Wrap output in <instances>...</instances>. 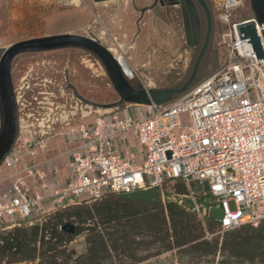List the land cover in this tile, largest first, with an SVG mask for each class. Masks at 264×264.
<instances>
[{
	"label": "built area",
	"instance_id": "obj_1",
	"mask_svg": "<svg viewBox=\"0 0 264 264\" xmlns=\"http://www.w3.org/2000/svg\"><path fill=\"white\" fill-rule=\"evenodd\" d=\"M244 2L222 3L220 18L229 25L227 60L182 98L164 105L126 104L90 124L67 125L61 133L64 174L47 157L45 141L15 142L0 167V231L42 225L62 209L109 193L164 194L177 181L203 186L211 203L197 201L192 192L191 211L206 227L215 205L223 214L215 221L218 234L264 222V60L239 26L255 22L260 37L264 27L255 18L233 22ZM169 198L182 205L188 196ZM214 236L206 229L204 239Z\"/></svg>",
	"mask_w": 264,
	"mask_h": 264
},
{
	"label": "rangeland",
	"instance_id": "obj_2",
	"mask_svg": "<svg viewBox=\"0 0 264 264\" xmlns=\"http://www.w3.org/2000/svg\"><path fill=\"white\" fill-rule=\"evenodd\" d=\"M207 1L214 19L213 35L198 81L192 87L219 71L228 57L224 35L229 25L220 18L225 0ZM152 5L153 0L97 3L93 0H0V48L63 34L90 37L110 49L134 86L144 85L159 91L180 87L190 78L200 54L198 47L202 44L195 48L188 46L183 17L177 7L159 5L142 17L140 10ZM251 18H255L251 1L245 0L241 9L234 12L233 22ZM67 73L70 83L83 97L100 104L119 100L103 64L84 50L19 55L12 63L18 104L16 142L39 139L46 144L50 140L60 145L61 133L67 125L90 124L98 115L108 112L86 106L76 99L66 88ZM61 173L64 174L65 169ZM179 184H184L188 190V198L184 200L192 202L193 192L197 201L205 199L207 205L211 203V198H204L201 185H193L190 191V183ZM176 185L169 183L164 187V194L169 197L177 194ZM230 207L236 208L233 202ZM222 216V211L212 205L211 219L220 221ZM5 232L8 231H0ZM210 232L215 236L209 241L223 238L216 230ZM69 246L83 250L85 235L74 237ZM221 259L220 255L197 258L178 254L175 250L151 257L142 264H219Z\"/></svg>",
	"mask_w": 264,
	"mask_h": 264
},
{
	"label": "trees",
	"instance_id": "obj_3",
	"mask_svg": "<svg viewBox=\"0 0 264 264\" xmlns=\"http://www.w3.org/2000/svg\"><path fill=\"white\" fill-rule=\"evenodd\" d=\"M177 181V195L188 193ZM192 202L180 205L160 189L131 194L109 193L96 202H82L51 215L42 225L22 226L0 233V264H142L151 257L177 250L193 257L221 256L219 264H264V222L241 226L223 238L204 239L206 227L191 211ZM75 226L76 234L60 230ZM85 235L86 247H70Z\"/></svg>",
	"mask_w": 264,
	"mask_h": 264
},
{
	"label": "water",
	"instance_id": "obj_4",
	"mask_svg": "<svg viewBox=\"0 0 264 264\" xmlns=\"http://www.w3.org/2000/svg\"><path fill=\"white\" fill-rule=\"evenodd\" d=\"M104 2L108 0H93ZM208 16L209 27L208 35L204 46L197 58L193 72L190 78L180 87L167 90L147 89L144 85L134 86L126 76L122 64L114 56L109 48L104 46L97 39L63 34L49 36L43 38H35L14 44L9 48H0V105H1V122L0 129V167L6 155L11 151L17 136L16 109L17 103L15 98V90L12 82L11 64L19 55L26 53H42L63 49H80L94 55L104 66L114 90L119 95L117 102L109 104H100L83 97L77 88L70 83L68 73L66 75L67 89L71 90L74 97L86 106L94 109L109 111L114 109H122L126 104H134L141 106L164 105L172 102V100L181 94L188 92L192 86L198 81L202 62L208 50L212 38L213 20L208 4L205 0H199ZM252 8L255 13V19L264 27V0H252ZM158 0L152 6H148L142 10L143 17L147 11L154 10ZM188 6H183L184 26L187 44L189 47L195 48L200 44V20L197 7L193 0H187ZM140 20L138 21L139 25ZM140 31V27H139ZM239 32L244 38L250 39L254 51L259 60H264V30L262 37L258 34L255 22L246 23L239 26ZM71 235L76 234L75 226L67 224L63 227Z\"/></svg>",
	"mask_w": 264,
	"mask_h": 264
},
{
	"label": "flooded vegetation",
	"instance_id": "obj_5",
	"mask_svg": "<svg viewBox=\"0 0 264 264\" xmlns=\"http://www.w3.org/2000/svg\"><path fill=\"white\" fill-rule=\"evenodd\" d=\"M193 1H194L195 5L197 7V10H198V15H199V20H200V31H201L200 45L202 44V47H203L204 43L206 41L207 35H208V27H209L208 16H207L206 11L204 10L202 4L199 2V0H193ZM205 1L208 4V1L207 0H205ZM250 1H251V4H252L253 3L252 0H250ZM154 3H155V0H153V4ZM159 5L162 6V7H164V6H167V7L173 6V7L179 8L180 11H181L182 17H183V22H184L183 6H186V7L188 6L187 0H158V3L156 5V7L159 6ZM208 6H209V4H208ZM209 9H210V6H209ZM210 12H211V9H210ZM211 15H212V12H211ZM212 20H213V29H214L213 15H212ZM212 35H213V31H212ZM202 47H198V49H200V52H201ZM12 63H13V61H12ZM11 72H12V64H11ZM12 82H13V76H12ZM13 85H14V82H13ZM14 90H15V86H14ZM15 98H16V94H15ZM16 103H17V99H16ZM17 110H18V104H17V109H16V119H17L16 123H17V134H18V115H17ZM1 119H2V116H1V105H0V129L2 127ZM16 138H17V136H16ZM15 142H16V139H15Z\"/></svg>",
	"mask_w": 264,
	"mask_h": 264
},
{
	"label": "crops",
	"instance_id": "obj_6",
	"mask_svg": "<svg viewBox=\"0 0 264 264\" xmlns=\"http://www.w3.org/2000/svg\"><path fill=\"white\" fill-rule=\"evenodd\" d=\"M105 2H108V1H105ZM63 152L64 151H63L62 142L60 145L58 143L52 142L50 140H49V142H47V151H46L47 157L53 159L52 163L58 165V169L61 172H62V169H64L63 165L65 164V162L67 160V157L65 156L63 158V160L61 161V158L64 156ZM39 159H40V161L42 160L41 157ZM60 163H64V164L61 166ZM193 185H201V184L197 183V182H191L190 183V191H191ZM202 188H203V186H202Z\"/></svg>",
	"mask_w": 264,
	"mask_h": 264
}]
</instances>
